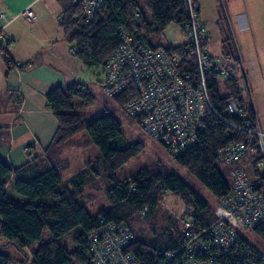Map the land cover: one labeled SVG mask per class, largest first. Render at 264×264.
Listing matches in <instances>:
<instances>
[{
	"label": "trees",
	"instance_id": "trees-1",
	"mask_svg": "<svg viewBox=\"0 0 264 264\" xmlns=\"http://www.w3.org/2000/svg\"><path fill=\"white\" fill-rule=\"evenodd\" d=\"M56 1L62 16L58 22L72 45L74 55L86 69L103 68L106 57L119 45L120 26L137 30L150 47L178 49V45L164 48L160 42L161 35L168 24L180 25L188 17L186 0H106L92 19L83 15L79 7L71 5L70 0ZM144 9L145 12L142 11ZM225 30L227 34L221 39L225 44L224 54L230 55L236 63L235 67L239 68L240 57L230 33ZM0 51L8 71L18 66L9 57L6 48L0 47ZM237 83L235 78L224 83L225 94L213 88L211 98L216 113L207 110L196 143L174 159L217 201L229 193L232 185L230 176L228 181L222 174L216 151L233 139V136L225 137L226 124L220 115L223 101L239 93L235 89ZM45 97L56 121L49 145L41 154L31 156L16 168L0 160V237L6 245L18 248L29 246L40 239L47 228L49 239L38 245L30 264H92L86 234L99 226L102 219L126 225L133 235L127 250L141 264H179L178 256L171 260L166 256L179 246L181 224L170 212L160 213L159 204L164 193L173 194L185 207H190V219L200 227L215 222V208L170 170L143 168L133 176L116 177V171L140 153L143 144L127 143L118 120L107 113V107L85 83L55 86ZM18 99L20 102L21 99ZM114 100L122 108L126 98L123 94ZM91 144L99 148L101 171H94L89 161H85L86 165L75 174L61 176L70 165L64 150L75 148L81 151ZM260 158L259 152H253L242 162L252 178L264 176L261 168L257 167ZM226 166L229 175L230 166ZM99 181L106 184L104 197L108 206L92 216L79 197L87 187L98 189ZM10 186L26 200L18 202L8 198L6 188ZM144 207L147 210L141 215L140 210ZM253 230L264 242V228ZM68 234H73L71 249L61 243V238ZM242 241L260 251L244 236ZM1 248L0 264H9L10 258Z\"/></svg>",
	"mask_w": 264,
	"mask_h": 264
},
{
	"label": "built area",
	"instance_id": "built-area-1",
	"mask_svg": "<svg viewBox=\"0 0 264 264\" xmlns=\"http://www.w3.org/2000/svg\"><path fill=\"white\" fill-rule=\"evenodd\" d=\"M105 2L70 0L89 19ZM186 2L188 17L179 25L184 39L176 50L150 47L137 30L120 26L119 45L103 62L105 75L99 88L112 100L124 94V113L138 120L142 131L175 159L196 143L207 110L216 113L213 88L225 94L224 83L238 80L235 89L239 93L223 101L220 115L226 124L225 137L233 139L216 151V158L230 166L231 189L218 201L215 222L209 226L195 225L190 207L183 206L181 214H172L181 224V234L178 248L166 256L170 260L178 256L179 264H264V252L246 245L241 233L242 229L264 228V176L252 178L242 165L250 153L259 152L257 167L264 172V134L251 90L241 62L237 68L231 56L210 53L205 42L207 29L193 0ZM22 15L27 21L35 19L30 7ZM4 18L0 13V19ZM61 19V15L57 17ZM8 42L0 31V47ZM146 210L144 207L140 214ZM132 240L126 225L100 219L99 226L86 234L92 264H141L124 248Z\"/></svg>",
	"mask_w": 264,
	"mask_h": 264
},
{
	"label": "crops",
	"instance_id": "crops-1",
	"mask_svg": "<svg viewBox=\"0 0 264 264\" xmlns=\"http://www.w3.org/2000/svg\"><path fill=\"white\" fill-rule=\"evenodd\" d=\"M193 1L199 17L197 0ZM223 6L224 19L220 27L225 24L229 32V26L233 27L228 11ZM27 7L35 13L32 21H27L22 15ZM240 10L242 13L239 12L237 17L244 19L245 6ZM0 13L5 16L3 20L0 19V31L9 39L4 48L13 62L18 64L8 71L0 51V160L16 168L28 161L29 154H41L54 135L56 121L47 104L46 93L55 86L85 83L79 76L84 66L74 55L72 45L57 20L61 8L56 0H0ZM201 22L207 29L206 44L210 49V28L207 23ZM246 26L250 30L248 24ZM59 31L63 36H59ZM243 36L242 43L245 45L246 36ZM212 45L216 48L215 42ZM235 46L251 90L240 46L238 43ZM263 50L262 44H252L245 52ZM256 61L259 67H264L263 52ZM92 75L90 82L99 87L105 75L102 66ZM256 81L260 83L254 86L255 89L264 91L263 78ZM18 98L21 99L19 103ZM254 110L264 134V111L257 110L255 106Z\"/></svg>",
	"mask_w": 264,
	"mask_h": 264
},
{
	"label": "rangeland",
	"instance_id": "rangeland-1",
	"mask_svg": "<svg viewBox=\"0 0 264 264\" xmlns=\"http://www.w3.org/2000/svg\"><path fill=\"white\" fill-rule=\"evenodd\" d=\"M263 1L264 0H197V3L200 19L207 23L210 28V53L218 56H230L224 54V51L226 50L224 48L225 44L220 40V38L223 39L224 34H227L225 24L220 27L221 22L224 19L222 9H224L223 5H225L233 27L230 28L229 26V33L233 45L238 43L240 46L243 61L247 70L248 81L251 87L253 104L257 110L262 109L264 111V91L256 90L254 87L260 83L259 81H256V79L262 77L264 80V67L261 68L256 64V59L260 57L262 52L264 54V50L245 52L246 48L248 46L250 47L252 44H262L264 46ZM242 6H245L246 13L243 12L244 19L246 18L245 20L242 17H237L239 12L242 13L240 10ZM140 7L142 8V3H140ZM142 11L145 12V9ZM58 13L60 12L58 11ZM217 21L220 23L218 24ZM246 24H248L250 30L247 29ZM243 34L246 36L244 38L246 41L245 45L242 43V37H244ZM59 36H63L61 31H59ZM183 39L184 32L181 27L178 24L170 23L163 31L160 42L161 45L166 48L169 46H176L179 43L181 44ZM212 42H215L216 48H213ZM229 46H231V43ZM230 49L234 53L232 46ZM95 70H99V68L86 69L84 67V70L79 73L81 81L88 83L90 91L107 107V113L113 115L118 120L122 136L127 143L140 142L143 144L140 153L132 157L116 171V177H130L143 168H155L158 171L165 169L170 170L181 177L192 190L205 199V201L216 210L218 207V201L208 192V190L195 178L190 176L183 167L179 166L173 157H171L159 143L144 133L138 121L127 116L117 101L106 98L100 88L95 83L90 82ZM64 156L69 159L70 165L65 172L61 173V176L63 177H69L75 174L86 165L84 164L85 161H89V165L94 171H101V154L99 148L94 144H91L88 148L81 151L75 148H67L64 150ZM31 158L32 157L29 154L28 159ZM219 166L222 174L228 181H230L228 167L221 162L219 163ZM98 185V189L95 187L85 188L84 194L79 197V201L83 203L92 216L96 215L99 209L108 206L107 200L104 197L106 184L99 181ZM6 196L18 202H24L26 200L25 197L15 193L11 186L6 188ZM183 206L184 205L180 199L168 192L164 193L162 201L159 204L160 213L165 211L178 215L182 213ZM241 233L249 244L253 245L261 252H264V242L254 230L242 229ZM72 236L73 234H68L61 238V243L68 249H71L73 245ZM48 239L49 231L46 228L42 232L40 239L31 243L29 246L18 248L14 245H6V241L1 237L0 246L2 247L1 251L6 253L10 258L9 264H30L33 258V252L37 249L38 245L46 242Z\"/></svg>",
	"mask_w": 264,
	"mask_h": 264
},
{
	"label": "bare ground",
	"instance_id": "bare-ground-1",
	"mask_svg": "<svg viewBox=\"0 0 264 264\" xmlns=\"http://www.w3.org/2000/svg\"><path fill=\"white\" fill-rule=\"evenodd\" d=\"M114 223V222H113ZM114 224H117V223H114ZM120 224H122V223H120ZM120 224H117V225H120ZM128 246H129V244H126V245H124V248H125V250L126 251H128V252H130V253H132L131 251H129V250H127L128 249ZM133 254V253H132ZM134 255V254H133ZM135 256V255H134ZM136 257V256H135Z\"/></svg>",
	"mask_w": 264,
	"mask_h": 264
}]
</instances>
